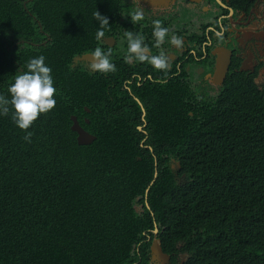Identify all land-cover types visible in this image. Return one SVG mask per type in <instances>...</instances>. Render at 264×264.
I'll return each instance as SVG.
<instances>
[{
	"label": "trees",
	"instance_id": "obj_1",
	"mask_svg": "<svg viewBox=\"0 0 264 264\" xmlns=\"http://www.w3.org/2000/svg\"><path fill=\"white\" fill-rule=\"evenodd\" d=\"M48 1L0 0L1 93L8 95L15 73L26 70L27 61L39 55L51 67L58 93L55 107L29 129L31 143L24 140L25 132L14 124L11 113L0 117V264H127L130 252L138 254L135 244L155 221L164 228L160 239L169 254L178 253V241L184 243L181 251L192 255L186 264H211L219 239L232 233L246 235L245 249L263 264L264 89L243 73V79L230 81L214 101L202 99L186 110L181 96L171 99L154 93L143 128L149 129L147 144L158 156H178L179 176L186 178L178 184L168 171L146 200L143 193L150 177L125 175L115 190L99 191L87 181L85 169L95 175L112 168L111 163H123L134 173L139 163L130 160L139 149L131 147L139 146L141 135L127 128L130 135L123 142L129 148L123 156L103 158L114 150V131L106 132L102 149L77 146L70 117L85 114L82 103L97 110L99 100L111 111L124 73L157 77L156 68L151 65L147 71L144 63L143 68L138 60L128 62L122 56L120 81L112 86L119 77L105 79L83 64L74 65L75 56L100 44L89 6L94 0H64L65 10L59 14L50 10ZM118 6L119 0L100 12L114 31L120 29L115 22ZM46 34L49 40L44 44ZM127 87L138 89L136 84ZM138 117L142 113L113 120L122 125ZM79 151L85 167L76 160ZM137 196L141 197L135 203H149L150 211L143 207L139 215L132 210ZM40 207L52 212L58 227L55 235L47 240L17 237L13 231L22 228L23 217L16 212Z\"/></svg>",
	"mask_w": 264,
	"mask_h": 264
},
{
	"label": "clouds",
	"instance_id": "obj_2",
	"mask_svg": "<svg viewBox=\"0 0 264 264\" xmlns=\"http://www.w3.org/2000/svg\"><path fill=\"white\" fill-rule=\"evenodd\" d=\"M121 6L115 7L117 11L116 24L120 26L117 31L113 30V26L109 25L108 17L101 15L102 10L111 5L117 3V0L103 1L94 0L89 4L90 9L94 12V19L98 23V27L95 33L96 40L100 41L99 47H96L90 52L83 53L76 57H81L84 54H90L88 59L89 64L84 62L73 63L74 65L83 64V66L91 73H95L98 76L109 79L111 77H119V80L112 86H115L120 81V71L122 61L121 57L125 56V60L128 62L139 61V64L149 70L152 65L156 68L155 75L153 77L150 73L145 74L146 77L153 78L155 81L160 82L164 77L168 76L167 72L161 71L169 66V58L161 52L162 46L166 43L174 45V50H177L182 44V40L179 36L172 34L176 30V23H171L168 15H160L155 17L153 14L145 13L142 8L132 9L129 0H119ZM48 7L55 14H59L65 10L64 0H49ZM34 25H37L41 29L40 21L32 13H27ZM128 20H130L135 30L128 29ZM140 22V24H138ZM108 32L105 34V29ZM128 29L121 33L122 29ZM66 33V27H64L63 35ZM120 34V35H118ZM113 40L112 45H109L110 40ZM49 40V35L46 34L44 44ZM16 42H22L21 39H15ZM41 44V40H40ZM106 51V52H105ZM230 53V51L228 52ZM174 54V52L172 53ZM110 56L114 57L110 59ZM73 59V60H74ZM46 58L43 55L30 58L26 63V70L17 71L14 75L13 82L8 86L7 93L5 95L1 93L0 87V117L8 116L11 113V119L14 124L25 132L24 140L31 143V137L33 133L29 131L34 122L40 115L47 114L56 105L55 95L57 88L54 86V78L52 75V69L45 62ZM143 67V68H144ZM161 69V70H160ZM229 66L226 65V72L222 80L219 79L223 73L221 67L218 66L217 73L213 82H217L215 87H222L227 78V72ZM134 76H141L138 72L132 73L130 76L124 73V78L120 84V89L117 95L112 96L114 108L110 111L106 109L105 105L99 100L98 109H91V104L87 102L82 103L80 108L85 112L80 116L72 114L70 117L72 125L71 131L76 135L77 146H92L102 149L107 142V131L112 129L114 131L116 142L113 147V152L110 157L104 155L103 158L118 159L123 156L125 149L129 148L123 142V137L130 135L127 128H132L141 135L143 145L132 146L137 147L138 153L131 159V162L139 163L134 173L124 167L123 163H111L112 168L107 171L100 172L98 174H92L86 171L85 176L89 184L99 191H112L115 190L119 182L125 175H130L135 178L150 177L151 180L144 190L145 200L150 189L157 181H165L166 173L169 171L172 176L175 177L179 184L186 178L185 174L179 176L181 172V162L179 157L174 155H161L158 156L155 149L151 145H148L150 133L148 127L145 129H137L148 120L149 113V100L156 92L148 87L140 85L138 90L136 88L127 87L125 82L132 79ZM221 85V86H219ZM225 88V87H223ZM228 88V87H227ZM227 88L225 90H227ZM219 90L211 99L215 100L217 96L222 94ZM111 99V98H110ZM142 113V117L127 119L122 125L114 122L113 116L120 117L124 114ZM192 115V114H191ZM93 128L94 131L89 129ZM144 139V141H143ZM146 149L150 152H147ZM76 160L81 162L85 167V158L82 151L76 154ZM141 196H137L131 203L132 210L136 211L139 215L143 211V207L150 211L149 203L145 202L143 206L135 203ZM23 217L21 223L22 228L13 231V233L23 239H43L47 240L55 235L57 232V223L52 212L46 207L32 208L30 210L22 209L16 212ZM230 214H225L227 218ZM164 228L161 227L156 221L151 230H146L137 244V247L149 246L152 254V264H166L169 260L175 261L174 255L182 253L179 263L182 262V258L186 255L184 264H186L192 255L187 251H181L184 247L182 241L176 243V250L178 253L169 254L163 247L160 235L163 233ZM149 240L146 243L143 241ZM243 239L249 240L246 235L227 234L223 235L219 239L218 249L214 253L211 264H262L257 258L255 253H250L245 249V242ZM154 241H159V249L153 246ZM171 255V258H170ZM135 253L130 252L129 263L138 264ZM134 259V260H132ZM264 264V263H263Z\"/></svg>",
	"mask_w": 264,
	"mask_h": 264
},
{
	"label": "flooded vegetation",
	"instance_id": "obj_3",
	"mask_svg": "<svg viewBox=\"0 0 264 264\" xmlns=\"http://www.w3.org/2000/svg\"><path fill=\"white\" fill-rule=\"evenodd\" d=\"M129 3L133 10L142 8L144 14L173 18L170 22L176 23L177 29L172 34L182 40L177 50L170 43L160 49L169 58L168 68L160 69L168 76L160 82L146 77L150 81L137 83V87L143 85L167 97L172 89L179 90L182 101L190 95L192 101H210L217 90L221 93L230 81L237 80L238 76L243 79L245 73L248 79L253 76V82L264 89V0H129ZM127 25L128 29L135 30L130 20ZM128 29H122L121 33ZM224 63L229 66L227 78L217 88V82L212 80L218 66ZM245 66L249 68L244 69ZM132 79L127 81L130 86L134 85ZM189 106L195 107V104H186L184 110ZM139 248L143 254L138 249L134 258L137 263L152 264L150 247ZM181 255H174L175 261L169 260L166 264H179Z\"/></svg>",
	"mask_w": 264,
	"mask_h": 264
},
{
	"label": "water",
	"instance_id": "obj_4",
	"mask_svg": "<svg viewBox=\"0 0 264 264\" xmlns=\"http://www.w3.org/2000/svg\"><path fill=\"white\" fill-rule=\"evenodd\" d=\"M137 1H139V0H137ZM112 42H113V40L111 39L110 40V42H109V45H112ZM88 56H90V54H84V55H82L81 57H76L74 60H73V63L75 64V63H77V62H84L85 64H89V61H88V59H90V57H88ZM220 67H221V70L223 71V73L220 75V77H219V79L220 80H222L223 78H224V75H225V72H226V63H224V64H222V65H219ZM247 68H249L248 66H245L244 67V69H247ZM153 246H156L157 247V249H159V241H154L153 242ZM186 255H184L183 256V258H182V262H184L185 261V259H186ZM181 262V263H182Z\"/></svg>",
	"mask_w": 264,
	"mask_h": 264
},
{
	"label": "bare ground",
	"instance_id": "obj_5",
	"mask_svg": "<svg viewBox=\"0 0 264 264\" xmlns=\"http://www.w3.org/2000/svg\"><path fill=\"white\" fill-rule=\"evenodd\" d=\"M223 59V58H222ZM221 59V60H222ZM133 80V84H136L137 85V83H140V84H142V83H144V82H146V81H149L150 79H147L146 78V76H138V78H133L132 79ZM124 85L125 86H127V82H125L124 83ZM215 85H217V83H215ZM137 88H139V87H137ZM175 92V93H174ZM173 93H174V95H173ZM175 95H179V96H182L181 94H180V91L179 90H174V89H172L171 90V92H170V95H169V98H174L175 97ZM150 101V100H149ZM184 102V106L186 105V104H198V102L197 101H192L191 99H189V98H187L185 101H183ZM178 106V105H177ZM142 116H143V114H142ZM146 126V124H144L143 126H142V129L144 128ZM179 264H183V263H179Z\"/></svg>",
	"mask_w": 264,
	"mask_h": 264
},
{
	"label": "rangeland",
	"instance_id": "obj_6",
	"mask_svg": "<svg viewBox=\"0 0 264 264\" xmlns=\"http://www.w3.org/2000/svg\"><path fill=\"white\" fill-rule=\"evenodd\" d=\"M137 129L140 131V129H142V126L141 127H137ZM143 141H144V139H143ZM139 145L141 146V145H143V143L142 142H139Z\"/></svg>",
	"mask_w": 264,
	"mask_h": 264
}]
</instances>
